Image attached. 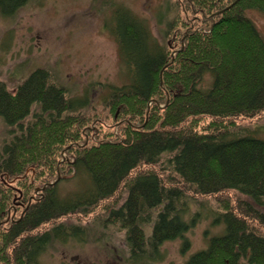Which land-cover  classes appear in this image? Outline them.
<instances>
[{
  "label": "trees",
  "instance_id": "obj_1",
  "mask_svg": "<svg viewBox=\"0 0 264 264\" xmlns=\"http://www.w3.org/2000/svg\"><path fill=\"white\" fill-rule=\"evenodd\" d=\"M25 2L0 0V12ZM170 10L163 44L129 10L114 12L130 81L110 92L108 128L76 114L87 93L66 99L45 70L12 91L0 82V264H40L49 246L80 243L112 220L132 264H152L158 245L190 227L187 194L230 190L242 198L222 209L223 234L185 264H264V140L230 135L238 119L264 113V38L245 15H264V0H166L161 13ZM60 173L80 183L61 195ZM96 211L90 226L69 223Z\"/></svg>",
  "mask_w": 264,
  "mask_h": 264
},
{
  "label": "rangeland",
  "instance_id": "obj_2",
  "mask_svg": "<svg viewBox=\"0 0 264 264\" xmlns=\"http://www.w3.org/2000/svg\"><path fill=\"white\" fill-rule=\"evenodd\" d=\"M165 5L166 0H26L11 14L0 12V82L12 91L33 71L45 70L49 81L64 90L66 99L74 100L87 93L89 105L76 114L99 119L103 127L108 128L113 125L107 108L110 92L130 81L127 64L120 58L112 32L114 12L118 8L129 10L147 23L154 41L163 44L162 31L174 19V11L161 13ZM245 15L264 38V15L256 10H248ZM235 124L237 127L230 135L238 137L246 132L264 140V113L238 119ZM93 128L94 124L90 129ZM5 131L0 119V144ZM62 158L65 160L64 154ZM68 175H57L58 180L61 179L57 182L61 195L80 183L78 178L69 180ZM189 197L196 199H187ZM187 198V212L181 216L190 227L178 239L158 245L156 257L160 258L152 264H185L192 254L206 249L212 237L224 232V224L218 219L222 209L231 208L236 199L242 197L230 190L208 197L187 194ZM118 201L115 202L118 204ZM96 213L98 211L89 217L73 216L69 223L90 226L91 216ZM92 226L91 235L80 243L70 240L49 246L39 259L40 264H132L124 229L114 220L107 221L101 229ZM141 226L143 237L149 238L152 221ZM186 241L188 247L183 249L182 243ZM143 262L146 263L144 259Z\"/></svg>",
  "mask_w": 264,
  "mask_h": 264
},
{
  "label": "bare ground",
  "instance_id": "obj_3",
  "mask_svg": "<svg viewBox=\"0 0 264 264\" xmlns=\"http://www.w3.org/2000/svg\"><path fill=\"white\" fill-rule=\"evenodd\" d=\"M178 51V50H177ZM177 51H174V52H172L171 53V60H170V62L168 63V65L170 66V64H172V60H173V58H174V55H175V53L177 52ZM28 205V204H27Z\"/></svg>",
  "mask_w": 264,
  "mask_h": 264
}]
</instances>
